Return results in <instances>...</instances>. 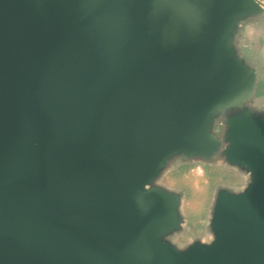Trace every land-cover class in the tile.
<instances>
[{"label": "water", "instance_id": "95a60500", "mask_svg": "<svg viewBox=\"0 0 264 264\" xmlns=\"http://www.w3.org/2000/svg\"><path fill=\"white\" fill-rule=\"evenodd\" d=\"M0 264H264V0H0Z\"/></svg>", "mask_w": 264, "mask_h": 264}]
</instances>
